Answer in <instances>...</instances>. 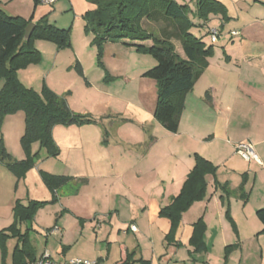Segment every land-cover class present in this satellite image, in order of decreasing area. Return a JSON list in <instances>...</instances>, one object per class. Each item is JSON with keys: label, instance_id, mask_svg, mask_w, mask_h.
<instances>
[{"label": "crops", "instance_id": "1", "mask_svg": "<svg viewBox=\"0 0 264 264\" xmlns=\"http://www.w3.org/2000/svg\"><path fill=\"white\" fill-rule=\"evenodd\" d=\"M7 1L0 0V7L9 15L19 16L4 5ZM26 2L29 7L33 6L32 0ZM40 2L58 6L61 1ZM233 2L238 7L244 5L245 10L256 5L248 0ZM34 7L37 8L36 4ZM92 8L94 5L87 1L79 13L83 15ZM230 16L236 21L241 19L240 14ZM60 19L50 15L51 23L57 27L71 25ZM204 27L213 28L208 23ZM232 31L238 34L232 35ZM223 33L215 43L225 39ZM222 46L228 59L220 58L217 63L216 59L209 60L208 68L187 94L177 132L168 131L155 118L156 104L152 109L132 107L128 111L108 107L99 122L56 125L53 137L59 154L49 157L44 152L20 180L0 161V231L14 222L17 199L24 204L31 200L51 201L52 192L41 176L44 170L86 179L78 189L77 181L65 185L66 189L62 187L58 204L78 215L64 200L89 190L86 216L89 221L82 227V237L74 244L62 238L57 246L48 248L51 228L45 231L47 243L42 250L30 238L36 258L48 251L59 263L79 257L97 260V264H122L128 256L127 264H264L263 224L256 214L264 207V82L249 80L242 71L245 65L254 69L256 64L264 63V13L229 28ZM71 55L65 53L60 62L57 53L47 69L48 84L60 94L69 87L56 86L63 84L67 65L75 59L74 67L79 61L85 72L80 59L70 58ZM213 71L220 75L217 82L213 77H206L209 72L214 75ZM260 71L264 77V66ZM52 74L55 84L49 78ZM20 76L26 80V74ZM3 84L4 80L0 79V89ZM139 94L142 98V89ZM160 125L165 133H157ZM24 131L23 111L7 115L0 129V139L16 160L26 157L21 146ZM245 140L253 144L258 159L248 161L237 152L236 144ZM37 148L38 143H34L33 149ZM195 154L210 161L216 171L205 175L203 197L182 213L168 242L166 236L172 222L161 216L160 210L180 194L195 165ZM47 158H54L52 168L45 166ZM133 224L137 226L136 231L131 228ZM86 229L93 232L91 239L84 238ZM59 230L63 236L66 234L65 226ZM78 242L82 246L72 251ZM16 243L15 238L7 242L8 264L12 263Z\"/></svg>", "mask_w": 264, "mask_h": 264}, {"label": "trees", "instance_id": "2", "mask_svg": "<svg viewBox=\"0 0 264 264\" xmlns=\"http://www.w3.org/2000/svg\"><path fill=\"white\" fill-rule=\"evenodd\" d=\"M41 0H35L37 5ZM94 8L83 15L85 30L93 36V43L101 51L108 43H123L137 51L153 56L157 64L143 73L144 77L154 79L158 86V98L154 111L155 118L171 132H177L181 115L185 108V98L193 90L195 83L209 66V58L214 54V47L207 46L201 37L193 34L190 29L195 26L191 14L203 19L205 26L209 14H220L223 20L229 19L224 4L218 0H194L193 10L178 0H87ZM148 18L156 22L164 21L167 25L177 24L176 34L159 37L142 26V20ZM32 19V18H31ZM21 16L7 14L0 7V79L4 84L0 89V129L9 114L19 111L25 113V131L21 137V146L26 157L16 160L7 151L0 139V161L5 163L17 177L24 178L42 157L40 150L34 152L33 144L38 143L49 157L59 154L53 129L56 125H78L96 123L90 115L76 113L71 109L64 96L58 95L48 86H43L41 93L26 86L18 76V71L41 59V52L34 47V40L42 38L55 42L59 49L69 47L70 28H60L51 23L47 16L35 22V27L28 40L24 34L27 25L32 21ZM179 39L183 46L184 56L176 50L172 38ZM151 41L152 44L145 42ZM79 75L84 76L79 61L75 63ZM209 96V93H207ZM216 167L202 156L195 154V165L188 174L179 195L172 197L171 202L162 207L161 216L171 219L172 227L166 236L172 240L182 213L197 199L203 197L206 189L205 175L215 174ZM41 176L52 192L49 202L59 201V190L71 183L78 186L86 179H75L72 176L52 174L41 170ZM47 201L31 200L27 204L19 199L13 208L14 222L0 231V247L2 264L7 263V242L15 238L17 243L12 253L11 264H27L35 260V252L30 241L29 229L21 231L24 222H33L40 206ZM263 224L261 233L264 235V207L256 212ZM229 216V212H227ZM129 263L127 259L122 264Z\"/></svg>", "mask_w": 264, "mask_h": 264}, {"label": "rangeland", "instance_id": "3", "mask_svg": "<svg viewBox=\"0 0 264 264\" xmlns=\"http://www.w3.org/2000/svg\"><path fill=\"white\" fill-rule=\"evenodd\" d=\"M58 1H61L58 6L50 4L44 5L42 2H39L36 5V9L34 7V0H32V7L28 6L26 0H9L4 3L8 8H12V10H14L13 12L17 15L22 17L25 15L28 19L32 18L31 20L34 22H37L44 16H47L50 21V15H54L57 18H62L60 20L66 21V24H71L68 27L71 29V45L69 47L59 49L58 45L53 41L42 38H36L34 40V47L41 52V59L37 63H31L26 67L21 68L18 71L19 79L26 86L35 89L39 93H41L43 86L45 85L53 90L47 81V69H49V66L52 64L57 53H59L58 60L60 62H62V57L65 53L67 55L71 53L72 55L70 58L75 56L73 58H79L84 65V76H81L76 72L73 63L75 61L74 59L73 62L67 65L64 69L63 84L56 85L57 88H64L63 86L67 85L69 87L61 94L58 92L56 93L60 96L66 97L69 106L76 113L90 115L99 122V120L103 119V116L101 115L108 107H120L127 111L132 109V107L152 109L158 98L157 82L154 79L142 75L157 64L156 59L150 54L137 51L132 46L124 45L123 43L110 42L103 46L100 55L98 46L93 43V36L88 34L85 30L84 14L80 15L79 13L83 7L86 6L87 0ZM178 1L181 4L190 6L193 10L195 9L194 0ZM218 1L224 4L229 15V19L226 20L219 19L218 17L221 16L220 14H218L220 15L218 17H214L215 14L208 15L207 23L210 27L218 29V39L221 36V32H224L223 36H225L226 39L229 28L240 26V24L252 21L253 18H258L264 13V0H248L249 2H254L256 5L253 6L252 9L246 8L247 10L244 9V5H239L240 7H238L233 0ZM231 14H240V21L231 18ZM71 19L74 20L73 23H71ZM191 19L195 26H193L190 31L196 36L201 37L202 41L207 46L212 45L214 47V54L209 60L211 58V60L216 59L215 61L217 63V60L221 58L223 61H226L228 58L224 50L225 48L222 46L225 39L219 43H213L211 41L212 28L209 29L208 27L202 26V23L204 22L203 19L197 18L194 13L191 14ZM142 26L147 31H150L161 38L165 37V32L171 35L178 32L177 24L167 25L164 21L156 22L148 18L142 20ZM172 42L179 54L184 56L185 54L181 41L173 37ZM59 66L60 64L58 62L57 67ZM263 66L264 63L261 62L256 64L254 69L245 65L242 69L243 76L249 80H255L256 83H260L261 81L264 82L262 71H260L261 68L263 69ZM59 68L57 69L59 70ZM23 74H26V80L20 76ZM119 74H124L125 77ZM213 74L214 75L209 72L206 74V77L210 76L213 77L216 82L219 81L220 75H216L217 73H215V71H213ZM53 76L54 74L49 78L52 80L53 84H55L54 80H56V78ZM127 78L130 79L129 83L127 82ZM141 89L143 90L142 98L139 96V91ZM53 91L55 92V90ZM134 92H136V94ZM134 95H138L139 97H135ZM96 115H98V117H96ZM159 127L160 130H158L157 133H165L164 128L161 125ZM38 150H40V153L43 156L45 150L40 148L39 144L38 148L33 149V151L36 152ZM47 160L45 166L52 168V164L55 163L54 158H47ZM64 188L66 189L67 186H64ZM88 192L89 190L83 192L79 196L68 197L64 200V204H68L75 214L78 215H74L69 209L61 208V205L58 204L59 201L52 203L47 202L38 208L33 222H24L20 225V228L25 230L29 229L30 238H33V241L39 250H42L47 243V234L45 231L56 225L60 228L65 226L66 234H64V236L60 234V230L51 235L49 234L47 243L48 248H54L57 246L62 238L65 241L74 244L82 237V227L89 221L86 219V216L89 213V206L87 205ZM39 228L41 230H39ZM92 235L93 232L87 229L83 233L85 239H91ZM82 244V242H78L73 247L72 251H76L77 248L82 246Z\"/></svg>", "mask_w": 264, "mask_h": 264}, {"label": "built area", "instance_id": "4", "mask_svg": "<svg viewBox=\"0 0 264 264\" xmlns=\"http://www.w3.org/2000/svg\"><path fill=\"white\" fill-rule=\"evenodd\" d=\"M45 2L48 3H53L56 0H43ZM233 35L238 34V31H232L231 32ZM219 37V31L216 28H212L211 29V41L213 43H215L218 40ZM236 150L239 154H241L242 157H244L246 160L250 161L252 159H258V156L255 152L254 146L250 141H241L238 142L236 144ZM131 228L136 231L137 230V226L136 225H132ZM59 230L58 226H54L53 228H51L49 230V233L52 232H56ZM98 261L97 260H92V259H83V258H79V257H75L72 258L66 262L63 263H59L57 261H55L52 256L50 255V253L48 251H45L42 255H40L38 258H36L35 260L28 262L27 264H97Z\"/></svg>", "mask_w": 264, "mask_h": 264}, {"label": "water", "instance_id": "5", "mask_svg": "<svg viewBox=\"0 0 264 264\" xmlns=\"http://www.w3.org/2000/svg\"><path fill=\"white\" fill-rule=\"evenodd\" d=\"M35 27V22L34 21H31L27 27H26V30H25V34H24V38L25 40H28L33 32V29Z\"/></svg>", "mask_w": 264, "mask_h": 264}]
</instances>
